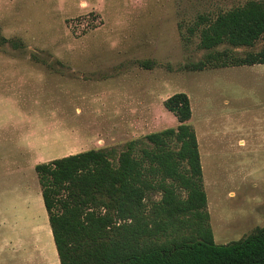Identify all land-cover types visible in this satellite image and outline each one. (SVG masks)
<instances>
[{
	"label": "rangeland",
	"instance_id": "1",
	"mask_svg": "<svg viewBox=\"0 0 264 264\" xmlns=\"http://www.w3.org/2000/svg\"><path fill=\"white\" fill-rule=\"evenodd\" d=\"M244 1L0 0V35L24 46H0V264H59L36 164L176 127L163 104L176 92L190 99L214 241L264 227V64L185 67L209 52L187 26Z\"/></svg>",
	"mask_w": 264,
	"mask_h": 264
},
{
	"label": "trees",
	"instance_id": "2",
	"mask_svg": "<svg viewBox=\"0 0 264 264\" xmlns=\"http://www.w3.org/2000/svg\"><path fill=\"white\" fill-rule=\"evenodd\" d=\"M186 30L209 51L189 70L264 64V44L243 55L217 49L253 47L264 38V0L199 13ZM5 44L24 47L0 35ZM163 104L176 127L120 150L92 148L35 165L59 264H264V227L214 241L189 96L176 92Z\"/></svg>",
	"mask_w": 264,
	"mask_h": 264
}]
</instances>
